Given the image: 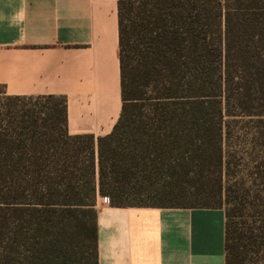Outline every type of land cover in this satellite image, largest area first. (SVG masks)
<instances>
[{
    "label": "trees",
    "instance_id": "obj_1",
    "mask_svg": "<svg viewBox=\"0 0 264 264\" xmlns=\"http://www.w3.org/2000/svg\"><path fill=\"white\" fill-rule=\"evenodd\" d=\"M117 3L110 133L0 86V264H98V197L223 208L224 264H264V0Z\"/></svg>",
    "mask_w": 264,
    "mask_h": 264
},
{
    "label": "crops",
    "instance_id": "obj_2",
    "mask_svg": "<svg viewBox=\"0 0 264 264\" xmlns=\"http://www.w3.org/2000/svg\"><path fill=\"white\" fill-rule=\"evenodd\" d=\"M0 86L66 101L69 134L111 132L121 109L117 0H0ZM98 197V264H224L219 207Z\"/></svg>",
    "mask_w": 264,
    "mask_h": 264
},
{
    "label": "rangeland",
    "instance_id": "obj_3",
    "mask_svg": "<svg viewBox=\"0 0 264 264\" xmlns=\"http://www.w3.org/2000/svg\"><path fill=\"white\" fill-rule=\"evenodd\" d=\"M102 201H104V202H108V199H106V198H102ZM154 201H156V199H150V200H147V202H154Z\"/></svg>",
    "mask_w": 264,
    "mask_h": 264
}]
</instances>
